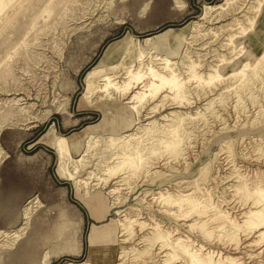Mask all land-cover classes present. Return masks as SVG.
<instances>
[{
    "label": "rangeland",
    "instance_id": "obj_1",
    "mask_svg": "<svg viewBox=\"0 0 264 264\" xmlns=\"http://www.w3.org/2000/svg\"><path fill=\"white\" fill-rule=\"evenodd\" d=\"M225 2L0 0V264H264V0Z\"/></svg>",
    "mask_w": 264,
    "mask_h": 264
},
{
    "label": "bare ground",
    "instance_id": "obj_2",
    "mask_svg": "<svg viewBox=\"0 0 264 264\" xmlns=\"http://www.w3.org/2000/svg\"><path fill=\"white\" fill-rule=\"evenodd\" d=\"M226 2H227V4H229V2H230V0H226ZM225 2V3H226ZM231 3V2H230ZM261 5H262V3L261 2H259L258 3V6H256V7H254V6H252V5H248V6H246V8H245V10H246V12L247 11H254V12H258L259 10H260V7H261ZM219 6V5H218ZM223 8V7H222ZM256 16V15H255ZM254 16V17H255ZM254 17H251V21H250V26L252 25V23L254 22ZM218 18V17H217ZM243 22V21H242ZM241 22V20H239V19H236L235 21H234V23H242ZM240 27H241V25H240ZM148 38V37H147ZM232 39V38H231ZM153 59H162V60H164L165 61V64H167V66H170L173 62H171V60H170V58H168V57H158V56H154V58ZM230 61V60H229ZM228 62V61H227ZM246 65V64H245ZM246 67V66H245ZM242 71V70H241ZM219 76V75H218ZM140 76H137L136 77V82L137 83H139L141 80H140ZM164 84V83H163ZM127 86H128V84H127ZM88 92H86V94H87ZM85 94V95H86ZM139 110H140V108H139ZM139 110H138V112H139ZM158 110H159V107L157 106H155V107H153L152 109H151V111L149 112L150 114H153V113H156V112H158ZM136 111V110H135ZM138 116V115H137ZM148 118V117H147ZM151 122V121H150ZM30 203L32 204L33 203V201H30V202H28L25 206H30ZM33 207V206H32ZM32 210V209H31ZM23 211H24V208H23ZM22 211V217H24V212ZM29 212V211H28ZM25 214L27 215V208H26V210H25ZM24 219V218H23ZM24 223V222H23ZM26 223V222H25ZM20 226H17V227H15V228H13L12 229V235H14V237L16 238V237H18L20 234L18 233V228H19ZM23 228V227H22ZM21 229V228H20ZM24 229V228H23ZM16 230V231H15ZM23 232V231H22ZM18 233V234H17ZM23 236V235H22ZM13 237V236H12ZM20 237V236H19ZM14 238V239H15ZM4 245V244H3ZM11 245V244H10ZM13 245V244H12ZM83 264H88L87 262H83Z\"/></svg>",
    "mask_w": 264,
    "mask_h": 264
},
{
    "label": "crops",
    "instance_id": "obj_3",
    "mask_svg": "<svg viewBox=\"0 0 264 264\" xmlns=\"http://www.w3.org/2000/svg\"><path fill=\"white\" fill-rule=\"evenodd\" d=\"M148 39H150L149 37L148 38H146L145 39V41H147ZM63 138H59V139H57L55 142H54V145H55V147L57 148V154H58V150L60 149V148H63V147H65L64 146V144H63ZM9 197H11V196H8V201H10V200H12L11 198H9ZM3 200L4 199H1L0 198V207H1V209L3 210V208L4 209H6L7 208V206L5 207V205L3 204ZM30 201H36V196L34 195L33 197H31V198H29L26 202H25V205L28 203V202H30ZM4 205V206H3ZM25 205H23V208L25 207ZM23 208H22V211H23ZM21 217H22V212H21ZM17 227V226H16ZM12 247H13V245H12ZM65 251L64 249H60V250H55L53 253H51L50 252V250H46L45 251V253H44V256H43V259H42V262L44 263V264H47L48 263V261H49V259H50V256H52L53 254H56L58 251ZM67 251H69V250H67ZM88 263V262H87ZM69 264H74V263H70L69 262ZM80 264H83V262L82 263H80ZM89 264V263H88Z\"/></svg>",
    "mask_w": 264,
    "mask_h": 264
}]
</instances>
